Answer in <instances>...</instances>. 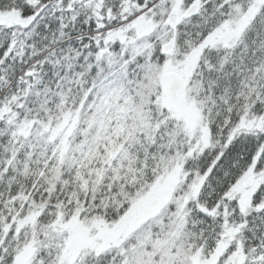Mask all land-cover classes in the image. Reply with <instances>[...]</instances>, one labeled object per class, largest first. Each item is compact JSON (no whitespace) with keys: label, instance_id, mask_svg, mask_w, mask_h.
Segmentation results:
<instances>
[{"label":"snow or ice","instance_id":"6c2138e0","mask_svg":"<svg viewBox=\"0 0 264 264\" xmlns=\"http://www.w3.org/2000/svg\"><path fill=\"white\" fill-rule=\"evenodd\" d=\"M0 264H264V0H0Z\"/></svg>","mask_w":264,"mask_h":264}]
</instances>
